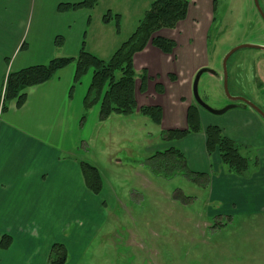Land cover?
Returning a JSON list of instances; mask_svg holds the SVG:
<instances>
[{
  "label": "rangeland",
  "instance_id": "rangeland-1",
  "mask_svg": "<svg viewBox=\"0 0 264 264\" xmlns=\"http://www.w3.org/2000/svg\"><path fill=\"white\" fill-rule=\"evenodd\" d=\"M154 1L99 0L90 12L85 50L108 61ZM259 3L264 12V0ZM165 30L177 38L180 54L176 55L175 48L166 53L173 62L163 68L149 65V69L136 71L139 104L133 115L112 114L102 121L99 105H95L74 130L72 153L98 169L103 189L99 194L92 192L101 199L102 218L95 215L98 224L92 229L96 234L73 263L264 264V215L259 216V236L253 226L259 217H208L211 176L195 172L189 165L187 170L159 167L160 160L152 158L168 149L164 148L163 131L188 128V108L196 103L193 82L201 68L221 74V79L210 73L201 76V99L214 109L229 103L223 81L224 58L236 46L264 43V18L254 0H189L187 17ZM113 43L111 54L103 57ZM262 56V50L242 48L230 57L227 71L231 94L257 99L264 91ZM193 64L197 68L190 80L189 67ZM91 75L89 71L81 83L72 84L71 94L87 87ZM144 76L146 87L141 91ZM154 105L162 109L160 125L138 112L142 106ZM233 111L216 115L205 110L212 120L221 122ZM237 144L250 159L252 174L260 167L255 160L262 148ZM207 222L213 228L205 226ZM56 243L65 246L67 262L72 261L70 249Z\"/></svg>",
  "mask_w": 264,
  "mask_h": 264
},
{
  "label": "crops",
  "instance_id": "crops-1",
  "mask_svg": "<svg viewBox=\"0 0 264 264\" xmlns=\"http://www.w3.org/2000/svg\"><path fill=\"white\" fill-rule=\"evenodd\" d=\"M81 1L0 0V93L10 72L47 64L55 57H76L85 49V33L94 8L59 10L61 4ZM164 31L157 34L173 40L179 55L177 38ZM58 37L62 38L60 45ZM115 44L102 56L111 54ZM172 59L148 44L135 54L134 67L136 71L149 69V65L163 68ZM196 68L195 64L189 67L190 80ZM75 71V63L69 64L50 81L27 88L22 106L13 102L0 113V239L5 235L12 239L9 248L0 249V264H48L55 242L70 249L73 259L66 264H74L96 234L92 229L98 224L95 215L102 218L101 199L87 188L81 161L72 153L74 130L91 110L84 107L91 82L88 77L87 87L72 95ZM135 97L138 106L137 89ZM245 110H234L221 122L212 120L199 107L202 132L164 141V148L179 149L195 172L211 176L208 217L230 220L234 214L242 219L264 215V126ZM208 126L220 127L243 148L261 147L257 154L260 167L249 178L228 172L218 153L207 152L204 132ZM260 217L253 222L258 236ZM205 226L213 228L208 222Z\"/></svg>",
  "mask_w": 264,
  "mask_h": 264
},
{
  "label": "trees",
  "instance_id": "trees-1",
  "mask_svg": "<svg viewBox=\"0 0 264 264\" xmlns=\"http://www.w3.org/2000/svg\"><path fill=\"white\" fill-rule=\"evenodd\" d=\"M98 2L99 0H83L78 3L61 4L59 10L93 9ZM188 6L189 0H155L132 35L118 47L108 61L82 48L76 57H55L47 64L10 72L5 79L4 90L0 93L1 113L6 112L13 102L17 107L22 106L26 101L25 90L27 88L50 81L58 71L75 63L74 85L80 83L89 71L92 72L91 83L84 102L87 110L99 105V118L102 121H106L112 114L133 115L138 107L135 97V54L143 51L148 44L156 46L164 53H172L175 42L157 33L162 29L174 28L184 20L187 17ZM107 18L105 16V20H108ZM56 43L57 45L62 44V38L58 37ZM145 79L144 76L141 91L145 90ZM198 108L196 104L188 108V128L163 131L162 140L173 142L191 133L202 132ZM139 112L150 117L156 124H161L162 109L160 106H142ZM204 133L208 154L218 153L228 172L243 178L250 177L251 161L241 153L239 145L234 140L227 137L218 126H208ZM152 158L160 160L159 167L188 169L184 154L175 147L158 151ZM255 162L257 164V161ZM80 166L87 188L94 194H99L103 189V182L98 169L85 161H81ZM11 242V237L3 236L0 239V249L9 248ZM67 259L65 246L60 243L54 244L50 251L48 264H66Z\"/></svg>",
  "mask_w": 264,
  "mask_h": 264
},
{
  "label": "water",
  "instance_id": "water-1",
  "mask_svg": "<svg viewBox=\"0 0 264 264\" xmlns=\"http://www.w3.org/2000/svg\"><path fill=\"white\" fill-rule=\"evenodd\" d=\"M255 2V5L258 9L259 12H261V14H263L262 12V8H261V5L259 3V0H254ZM242 48H264V46L262 45H255V44H243V45H239V46H236L235 48H233L227 55L226 57L224 58V61H223V81H224V87H225V92L227 95L230 96L229 94V89H228V71H227V62H228V59L229 57L235 53L237 50L239 49H242ZM204 73H210V74H218L217 71H215L214 69H210V68H207V67H204V68H201L196 76H195V79H194V82H193V95H194V98H195V101L196 103L198 104V106L210 113H213V114H216V115H222L224 113H226L227 111H229L230 109L232 108H235L237 106H235L234 104L232 105H229V106H225L221 109H214L212 107H210L206 102H204L201 97L199 96V82H200V78L201 76L204 74ZM237 99V98H235Z\"/></svg>",
  "mask_w": 264,
  "mask_h": 264
},
{
  "label": "flooded vegetation",
  "instance_id": "flooded-vegetation-1",
  "mask_svg": "<svg viewBox=\"0 0 264 264\" xmlns=\"http://www.w3.org/2000/svg\"><path fill=\"white\" fill-rule=\"evenodd\" d=\"M262 12H263V10H262ZM259 13L261 14V12H259ZM261 16L264 18V12H263V14H261ZM261 45L264 46V43H262ZM255 49L264 51V48H255ZM232 55H234V53ZM230 57H229V59H230ZM260 60H262L261 62H263V64H264V56H262V58ZM215 75L219 79H221L220 73L215 74ZM229 94H230V96L227 95L229 97V103L226 106H229L232 104L237 106V107L232 108L230 110H242V109L245 110L246 109L245 110L246 112H249L250 114L259 118V120H261V122L264 126V91L262 93H260V95L257 96V99L249 97L248 95H245V94H240V93L231 94L230 91H229ZM235 98H237V99H235ZM195 104L197 105V103H195ZM229 111H227V112H229ZM257 163H258V160H257Z\"/></svg>",
  "mask_w": 264,
  "mask_h": 264
}]
</instances>
